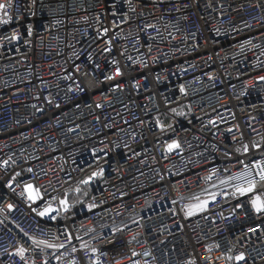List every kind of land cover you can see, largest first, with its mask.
<instances>
[{"label":"built area","instance_id":"built-area-1","mask_svg":"<svg viewBox=\"0 0 264 264\" xmlns=\"http://www.w3.org/2000/svg\"><path fill=\"white\" fill-rule=\"evenodd\" d=\"M12 3L0 264H264V0Z\"/></svg>","mask_w":264,"mask_h":264},{"label":"snow or ice","instance_id":"snow-or-ice-1","mask_svg":"<svg viewBox=\"0 0 264 264\" xmlns=\"http://www.w3.org/2000/svg\"><path fill=\"white\" fill-rule=\"evenodd\" d=\"M14 5L12 3V0H5V2L0 3V25H8L12 22L13 17L11 15H9L8 10L10 8H12ZM28 34H31V30H28ZM5 39H7L9 42L16 40L19 41L20 37L17 35H5ZM89 59H91V57H89ZM261 79H264V77H262ZM173 146L178 147V145H169V148H172ZM256 167L260 168V177L261 179H264V162H261L260 164H257ZM251 176V172L247 171L244 173L239 174L238 176L233 177V179L235 180H244L245 183H247V187H243L241 185H237V190L243 195L249 192H254L255 191V182L254 180L251 179H246V177ZM84 183H87V181H84ZM8 187H11V185L9 184ZM27 191L29 193V198L30 199H37L40 197V193L39 190L34 189L31 185L27 186ZM198 199V198H197ZM61 204L64 206V210L67 211L68 210V204L66 200H62ZM207 204V201H204L202 204H197L195 206H189V210H188V214H191L193 209H202L203 207H205ZM252 206L255 208V210L257 212H264V199L261 198L260 195H256L253 199H252ZM11 207V206H9ZM57 211V209H52L50 206L48 208H45L44 211L38 213L41 216H44L46 214H49L51 212ZM38 243L44 244L45 247H49V248H63L64 245H55V244H49L47 242L44 241H40ZM75 250V249H73ZM95 251V250H94ZM24 249H20L19 250V254H21V256L23 255ZM229 259H233L232 257H229ZM236 260L238 261H242L244 260V256L243 254H240L238 256L235 257ZM45 264H47V262H45Z\"/></svg>","mask_w":264,"mask_h":264},{"label":"water","instance_id":"water-1","mask_svg":"<svg viewBox=\"0 0 264 264\" xmlns=\"http://www.w3.org/2000/svg\"><path fill=\"white\" fill-rule=\"evenodd\" d=\"M66 200V199H65ZM67 201V200H66ZM62 208H63V210H64V206L62 205ZM65 211V210H64Z\"/></svg>","mask_w":264,"mask_h":264}]
</instances>
